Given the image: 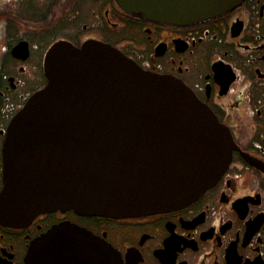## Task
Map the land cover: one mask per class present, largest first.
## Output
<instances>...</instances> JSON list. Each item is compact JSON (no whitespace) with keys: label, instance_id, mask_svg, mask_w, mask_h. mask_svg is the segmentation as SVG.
Instances as JSON below:
<instances>
[{"label":"water","instance_id":"95a60500","mask_svg":"<svg viewBox=\"0 0 264 264\" xmlns=\"http://www.w3.org/2000/svg\"><path fill=\"white\" fill-rule=\"evenodd\" d=\"M242 1L117 0L129 14L174 24L210 19ZM44 70L46 85L12 118L4 142L0 217L11 226L58 210L176 209L212 186L232 158L229 128L189 86L143 69L111 44L57 41ZM46 250H73L70 264H120L106 240L70 221L33 240L24 264H46Z\"/></svg>","mask_w":264,"mask_h":264},{"label":"flooded vegetation","instance_id":"af4514ba","mask_svg":"<svg viewBox=\"0 0 264 264\" xmlns=\"http://www.w3.org/2000/svg\"><path fill=\"white\" fill-rule=\"evenodd\" d=\"M91 40L189 86L229 128L232 158L212 186L176 209L139 216L58 210L21 226L0 217V264H24L32 241L64 221L106 240L120 264H264V0L191 24L134 16L117 0H0V192L8 126L46 85L48 50L57 41L81 47ZM75 254L46 250L43 259L70 264Z\"/></svg>","mask_w":264,"mask_h":264}]
</instances>
